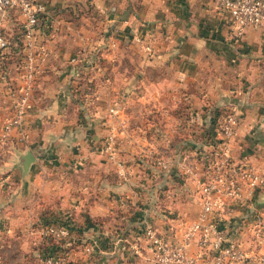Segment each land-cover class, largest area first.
<instances>
[{"label":"crops","instance_id":"0c3cea01","mask_svg":"<svg viewBox=\"0 0 264 264\" xmlns=\"http://www.w3.org/2000/svg\"><path fill=\"white\" fill-rule=\"evenodd\" d=\"M43 1L24 137L0 139L10 154L3 162L4 190L22 195L21 222L11 220L28 238L35 235L28 233L35 192L44 202L38 212L52 210L57 225L68 229L63 239L89 243L102 264H154L147 225L170 245L185 242L186 258L195 264H212L215 252L201 246L198 235L184 241L187 227L202 213L199 188L206 170L200 153L218 144L219 119L232 108L239 120L233 163H262L264 27L237 35L229 16L211 0ZM88 6L87 12L76 10ZM23 21L12 11L1 34L12 40ZM78 54L97 58L81 82L73 80ZM22 61L23 56L5 72L0 63V126L24 84ZM70 85L84 93L72 97ZM109 130L116 161L102 152ZM26 151L35 159L23 176L18 156ZM230 205L229 213L212 216L247 257L230 264H255L264 257V242L256 245L248 228L264 220V190ZM82 253L68 251L74 261Z\"/></svg>","mask_w":264,"mask_h":264},{"label":"built area","instance_id":"2783aa9c","mask_svg":"<svg viewBox=\"0 0 264 264\" xmlns=\"http://www.w3.org/2000/svg\"><path fill=\"white\" fill-rule=\"evenodd\" d=\"M218 10L229 16L237 35H241L249 27H264V0H211ZM18 11L23 16L22 39L24 84L15 94L10 105V114L2 119L0 139L18 136L22 140L23 122L30 106V97L36 77L35 31L38 27L39 16L46 12L43 0H0V49L15 45L12 40L1 34V28L12 11ZM147 52H152L149 44H143ZM74 60V59H73ZM1 73V72H0ZM1 78V74H0ZM110 112H115L110 109ZM238 115L232 108L223 111L219 122V142L216 157L210 163V169L205 173V180L200 185V204L202 213L200 218L192 222L185 233L184 241L199 236V244L210 246L215 256L212 264H230L246 259L239 243L231 239L212 218L230 212L231 201L244 202L259 191L264 190V158L259 166L234 164L231 159L233 138L238 125ZM102 152L110 161H116L115 136L112 131L106 135ZM157 165L166 168V161L158 160ZM256 245L264 242V220L253 222L249 228ZM43 235L66 238V227H48L42 229ZM145 236L154 252V264H195L194 260L186 258L185 242L168 244L156 236L151 225H147ZM88 252L92 247L86 248ZM65 257L49 256L44 259L45 264H64ZM255 264H264V257L254 259Z\"/></svg>","mask_w":264,"mask_h":264},{"label":"rangeland","instance_id":"374dc122","mask_svg":"<svg viewBox=\"0 0 264 264\" xmlns=\"http://www.w3.org/2000/svg\"><path fill=\"white\" fill-rule=\"evenodd\" d=\"M83 10L84 12H87V10H91L88 6V8L80 7L76 9L78 12L80 10ZM15 61L12 58H9V64L8 66H11L12 62ZM14 72V70L12 69ZM79 92H83L85 88L77 89ZM4 117H2L3 119ZM111 131V130H109ZM107 131V132H109ZM146 135L149 132H145ZM9 149V145H6L0 142V244L3 246L0 250V264H45L44 259L46 258L44 255L42 245L37 242L36 236H42L43 240H46L50 236L43 235L41 233L42 229H46L48 227H54L59 226L58 223L55 222V220H58L57 215L50 210V212L53 213H43L38 212V208L43 207L44 202L39 201L38 194L34 192L33 195L30 196V203L29 206H31L32 210L34 212H30L31 217L34 219V222L31 223L29 226V235L31 232H34V236L30 235L31 238H28L26 236L25 228L21 227V225H16L17 221L21 222L22 219V213H21V205L20 198L22 197L20 193V190H4L5 189V180L4 176L6 175V167L3 166V162L9 159V152L7 151ZM8 154V155H7ZM8 172V171H7ZM16 191V193H15ZM19 194V196H17ZM17 198V200H15ZM19 201V202H18ZM52 202V201H51ZM50 202V203H51ZM47 206H50L49 203L46 204ZM8 215H10L8 217ZM118 217V214H115V219ZM14 218H18L17 221L11 220ZM53 220V221H52ZM69 220L66 219L61 222H68ZM9 222L14 224L12 227H9ZM15 222V223H14ZM19 222V223H20ZM7 223H9L7 225ZM56 240L59 238L53 237ZM63 239V238H62ZM42 240V241H43ZM41 241V242H42ZM77 244L81 243L80 241L76 242ZM83 243V244H82ZM82 250L84 253L81 254L82 258L81 264H102V259L100 258V254L94 256L91 255V251L88 252L86 248L90 247L89 243L82 242ZM64 256V255H63ZM49 257V256H47ZM66 261L64 264H69V262H73L71 264H78L74 263V259L71 260L69 254L64 256Z\"/></svg>","mask_w":264,"mask_h":264},{"label":"trees","instance_id":"16d2710c","mask_svg":"<svg viewBox=\"0 0 264 264\" xmlns=\"http://www.w3.org/2000/svg\"><path fill=\"white\" fill-rule=\"evenodd\" d=\"M83 10H80L79 12H81ZM19 28L21 29V25L19 26ZM19 28H17L16 30H18ZM4 35V34H3ZM11 39L15 42V45H11L8 46L7 48L4 49H0V63L2 65V72L6 71L7 68V63L9 62V58L14 59L15 61L12 60V62H14L15 64H19L20 59L22 58L23 54V46L21 43V39H22V32H19L18 34L15 33ZM19 57V58H18ZM88 58H83V56H81V54L77 55V60L78 62L73 65V67L75 68V72L76 75L73 78V80H78L79 82H81L83 79H88L91 75V70L92 68H94V66H96V60L97 58L95 57H90L87 56ZM83 59H85L83 61ZM72 95V97H74V95L79 94L80 92L77 90L78 87H75L73 85H70L68 88ZM210 145L212 146V148H210L209 150L205 151V152H201V158L203 160V164L205 167V170L208 171L210 169V163H212L216 157V151H217V144L215 143H210ZM158 156V155H157ZM160 158V156H159ZM149 163L151 165H155V161L152 160H148ZM61 227H65V224H61ZM82 243V242H81ZM81 243L77 244L76 242H69L65 241L64 239H58L56 240L55 238H53L52 236H50L49 238H47L46 240L42 241L41 243H39V245H42L44 255L45 257L47 256H55V257H64L65 255H68V251L71 248H76L77 250H79L80 252L82 251V245ZM83 244V243H82ZM3 246H1L0 244V250ZM64 255V256H63ZM81 258H78L77 260H75L74 263H78L81 264ZM73 262H69V264H71Z\"/></svg>","mask_w":264,"mask_h":264},{"label":"water","instance_id":"95a60500","mask_svg":"<svg viewBox=\"0 0 264 264\" xmlns=\"http://www.w3.org/2000/svg\"><path fill=\"white\" fill-rule=\"evenodd\" d=\"M34 159L35 158L31 153V151H26L24 154L18 156V165L21 168V172L23 176H25L29 172V169Z\"/></svg>","mask_w":264,"mask_h":264}]
</instances>
